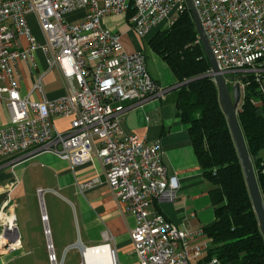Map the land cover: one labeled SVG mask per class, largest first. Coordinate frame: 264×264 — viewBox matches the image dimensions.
<instances>
[{
	"label": "built area",
	"instance_id": "obj_1",
	"mask_svg": "<svg viewBox=\"0 0 264 264\" xmlns=\"http://www.w3.org/2000/svg\"><path fill=\"white\" fill-rule=\"evenodd\" d=\"M191 1L220 74H264V0ZM185 6V0H0V114L3 106L8 116L0 124V161L16 164L46 153L75 168L97 159L112 197L125 202L134 219L129 237L138 264H190L206 255L209 244L196 241L202 233L178 228L151 207L163 199L172 201L177 181L167 175L159 143L148 146L125 135L120 123L128 109L161 99L167 90L150 78L144 53H126L119 34L103 27L102 19L122 17L143 39L177 7L167 28L171 26ZM129 9L133 14L127 18ZM79 11L84 13L80 22L66 20ZM29 16L35 18L43 43L31 35ZM37 52L46 72L59 71L67 88L63 97L44 98ZM18 59L35 76L30 94H39L40 101L20 95ZM54 118H69L68 128L57 132ZM95 182L81 184L80 191ZM14 186L2 190L9 193ZM15 207L5 200L0 208L2 255L21 248ZM93 248L103 251L91 264H119L108 244ZM80 264H86L82 252ZM200 264L219 263L212 258Z\"/></svg>",
	"mask_w": 264,
	"mask_h": 264
},
{
	"label": "crops",
	"instance_id": "obj_2",
	"mask_svg": "<svg viewBox=\"0 0 264 264\" xmlns=\"http://www.w3.org/2000/svg\"><path fill=\"white\" fill-rule=\"evenodd\" d=\"M83 15L82 11L75 12L67 15L66 20L80 22ZM28 19L36 25L33 16H29ZM102 26L119 34L120 43L126 53L142 51L145 55L144 46L140 48L139 38L129 29L122 17H104ZM38 58L42 72H39L41 69L37 64V74H43L44 78L49 72H46L43 57L40 55ZM158 59L154 61L152 70L148 67L145 55L146 70L154 82L167 90L166 94L161 99L128 109L120 127L125 135L133 136L145 145L150 146L158 142L167 175L170 178L174 177L177 181L174 199L153 202L152 209H156L168 222L178 228L202 233L196 241L202 240L209 244V240L203 233L204 228L214 222L213 208L208 197L209 186L202 178L186 126L177 115L176 81L166 64L160 58ZM30 75L34 84L35 76ZM32 86H29L26 80L22 81L20 75L18 87L20 92L24 91V97L30 94ZM34 94L35 92L31 93L29 98L40 101L41 96L38 94L40 97L36 100ZM66 94V84L58 71V89L46 96L43 93V96L47 100H55ZM62 119L65 118H54L51 123L54 126L56 120ZM68 126L69 123L67 128ZM31 162L37 164L41 171L38 175L34 174V178L28 175L29 172L27 173ZM92 180H97L94 186L81 192L79 186ZM10 183H15V186L26 184V192L29 191L27 194L34 201L38 198L40 202V212L35 202L31 209L34 217L30 218L29 223L23 225L25 245L31 244L29 241L31 236H44L47 230L46 244H49L51 251L53 250L56 254L53 245L59 246L62 250L75 248L76 244L86 249L108 244L115 251L119 264H138L129 237L135 225L134 219L127 212L126 203L118 202L112 197L108 186L104 183L103 168L97 159L75 168H72L68 162L46 153L16 164L0 161V208L5 200H9L16 205L13 210L15 216V210L19 204L16 189H11L9 193L2 190L3 186ZM37 190H42V194L38 195ZM42 217H45L44 225L41 223ZM19 243L21 248L17 252L20 254L22 252L20 234ZM13 254H0V264H10ZM78 254L81 258L79 248ZM204 258L205 256L190 264H200L204 262Z\"/></svg>",
	"mask_w": 264,
	"mask_h": 264
},
{
	"label": "trees",
	"instance_id": "obj_3",
	"mask_svg": "<svg viewBox=\"0 0 264 264\" xmlns=\"http://www.w3.org/2000/svg\"><path fill=\"white\" fill-rule=\"evenodd\" d=\"M133 14L129 9L127 18ZM149 50L162 60L176 81L175 108L209 186L214 222L204 228L209 248L204 262L264 264L259 231L241 166L220 108L217 89L206 77L209 64L186 8L171 26L156 32ZM242 86L238 123L264 202V95L261 74H231ZM234 79V80H235Z\"/></svg>",
	"mask_w": 264,
	"mask_h": 264
},
{
	"label": "rangeland",
	"instance_id": "obj_4",
	"mask_svg": "<svg viewBox=\"0 0 264 264\" xmlns=\"http://www.w3.org/2000/svg\"><path fill=\"white\" fill-rule=\"evenodd\" d=\"M177 12V7L172 8L165 19L161 21L159 24H157L155 27H153L149 33L142 39H138V43L141 46L140 48H143L144 46V51L146 55V60L148 63V67L153 70L154 67V61L159 60L153 53L149 50L148 47V41L149 39L158 31H163L164 29L167 28L168 22L175 16ZM28 26L31 32V35L34 37L36 42L38 43H43L41 34L37 28V26L27 18ZM22 42V47H26V42L24 38H20ZM142 43V44H141ZM35 59L37 61V64L39 68L41 69V63L40 59L38 58L40 55L39 53H34ZM18 65H19V70H20V75L23 80H26L29 84V86H32V77L29 73V70L25 64V62L21 60H17ZM159 62V61H158ZM40 73L42 72V69L39 71ZM228 81H232L235 78L231 77L230 75H227L225 77ZM229 89L232 88L234 83H227ZM42 91L44 95H48L50 92L55 91L58 89V70L57 69H52L48 74H46L42 80ZM261 90L264 95V74H261ZM20 95L24 97V91L20 92ZM34 97L37 98L36 100L39 99V95L37 93L34 94ZM8 119L7 116V111L6 109L2 106L1 108V114H0V124H4ZM70 119L65 118L60 121L56 120L54 122V129L57 132H64L67 129V125L69 123ZM31 166L27 173L30 177L34 178V174L38 175L41 171L38 168V165L35 164L34 162L29 163ZM16 189V193L18 194L19 198V204L18 208L15 210V216H16V225L18 232L21 237V242H22V252L19 254V252H15L12 255V260L10 264H50V257L51 253H49L47 249V244H46V235L40 236V237H35L31 236L29 241L31 244L25 245L24 244V234H23V225L26 223H29L30 218L32 219L33 213H32V207L35 205V202L37 203L38 206V211L40 212V202L39 199L36 198V201L26 192V184H21L18 186V184L13 188V190ZM16 195V194H15ZM30 212V216H29ZM42 225H44V221L41 222ZM40 243V244H38ZM57 254L54 253L53 251V256L55 258V262L57 264H80L81 263V258L78 254V248H63L62 250L59 249V246L53 245ZM19 254V255H18Z\"/></svg>",
	"mask_w": 264,
	"mask_h": 264
},
{
	"label": "water",
	"instance_id": "obj_5",
	"mask_svg": "<svg viewBox=\"0 0 264 264\" xmlns=\"http://www.w3.org/2000/svg\"><path fill=\"white\" fill-rule=\"evenodd\" d=\"M186 8L192 18L194 27L197 33L199 43L202 47L205 58L209 64V69L211 74H207L206 77L211 78L216 89L220 108L225 117L231 139L241 166L243 173L245 185L250 198V202L255 214L259 231L264 239V202L258 187L256 174L250 159L245 140L243 138L237 114L239 111V105L241 100V88L239 83H235L231 89H229L228 84L222 74L218 71L215 59L211 53L210 46L201 28L196 10L192 4L191 0H185ZM176 86V88H178ZM46 231V230H45ZM77 248H83L80 244H76ZM47 249L49 253H52L51 246L47 244ZM54 262V258L50 259V264ZM61 264V263H59Z\"/></svg>",
	"mask_w": 264,
	"mask_h": 264
},
{
	"label": "bare ground",
	"instance_id": "obj_6",
	"mask_svg": "<svg viewBox=\"0 0 264 264\" xmlns=\"http://www.w3.org/2000/svg\"><path fill=\"white\" fill-rule=\"evenodd\" d=\"M103 251L102 248H93V249H86L81 248L82 255L85 259L86 264H91L95 260V258L100 254V252ZM53 255L51 254V257ZM52 264H57V262H52Z\"/></svg>",
	"mask_w": 264,
	"mask_h": 264
}]
</instances>
